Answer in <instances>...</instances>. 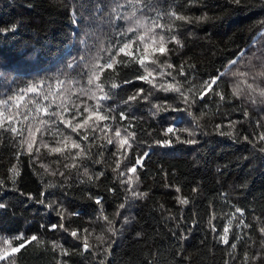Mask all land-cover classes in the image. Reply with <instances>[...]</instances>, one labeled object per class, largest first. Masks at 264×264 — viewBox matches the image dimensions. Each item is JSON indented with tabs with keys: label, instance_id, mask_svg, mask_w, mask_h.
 Segmentation results:
<instances>
[{
	"label": "trees",
	"instance_id": "16d2710c",
	"mask_svg": "<svg viewBox=\"0 0 264 264\" xmlns=\"http://www.w3.org/2000/svg\"><path fill=\"white\" fill-rule=\"evenodd\" d=\"M153 2L160 16L154 11L149 14L151 19L171 24L172 34L183 46L167 43V56L156 54L161 65L171 63L172 68L151 64V55L145 62L154 69L156 83L179 82L189 101L195 103L186 105L178 94L159 90H151L149 96L151 86L136 79L143 69L138 64H117L112 82L119 86L110 89L106 85L112 98L103 102L116 120L99 122L111 125L112 130H98V138L89 133V141L95 139L89 158L78 160L77 167L71 168L65 167L72 163L70 157L49 149L56 146L61 134L72 139L77 136L51 113L70 118L78 106L84 113L78 117L82 122L88 114L85 107H94L95 100L79 94L81 87L89 86L81 76L85 61L77 65L76 59L97 55L96 43L109 46L107 26L93 16L97 6L106 12L110 0H0V100L10 101L3 109L5 115L16 113L14 126L23 129V135L17 136L0 128V202L5 205L0 209V237L11 239L12 246L19 245L14 239L18 235H36L41 240L25 244L0 264H264V141L260 140L264 134V103L260 101L264 98L257 91L252 94L256 103H252L247 88L249 83L264 88V0H240L239 4L234 0ZM173 12L192 22L170 20ZM73 14L79 26L73 23ZM85 31L95 32L100 40L93 37L82 43ZM163 34L167 40L169 32L165 29ZM155 46L149 42V51ZM89 48H93L91 55ZM232 60L236 63L231 64ZM181 65L184 75L179 74ZM110 71L105 70L102 80ZM221 72L226 74L204 94L203 81ZM124 80L132 82L124 84ZM34 83L43 85L39 97L23 92ZM237 84L238 97L232 93ZM141 88L147 100L125 103ZM18 95H24V100L13 107L11 98ZM156 104L182 110L157 112ZM121 111L129 120H121ZM129 122L128 132L135 133V137H127L130 148L113 155L115 141L106 149L97 147L114 137L117 126L124 136ZM172 124L195 132L192 138L197 143L173 140L171 147L156 145L160 129ZM29 129L36 141L30 154L27 145L20 143L28 138ZM180 135L182 140L188 138L187 133ZM42 142L48 147L41 146ZM66 143L70 148L71 140ZM138 157H143V167L137 165L136 173L127 172ZM117 161L119 170L113 171ZM13 167L19 171L15 184L10 179ZM129 176L131 185L120 182ZM129 188L146 195L133 197ZM95 198L101 199L100 205ZM177 198L189 203L179 204ZM40 199L55 201L63 216L38 203ZM121 203L125 204L122 209ZM60 223L69 232L62 231ZM52 224L57 225L55 230ZM224 227L229 228L227 245L220 239ZM72 230L80 239L70 236ZM53 241L67 254L53 248Z\"/></svg>",
	"mask_w": 264,
	"mask_h": 264
},
{
	"label": "snow or ice",
	"instance_id": "6c2138e0",
	"mask_svg": "<svg viewBox=\"0 0 264 264\" xmlns=\"http://www.w3.org/2000/svg\"><path fill=\"white\" fill-rule=\"evenodd\" d=\"M236 4L240 3V0H234ZM124 9H128V11H124ZM156 12L157 16H160V12L157 8V5L153 2V0H110L109 6L107 8V11L99 6L95 8V14L93 16V19L98 21L102 26H107L108 32L106 33L108 36L111 37V39L108 40V47H101L99 43H96L94 47L97 49V55L91 56L89 59L87 56H81L76 59V64L79 65L80 61H85V63L82 65L84 68V71L81 72V76H83L86 79V83L89 87L84 88L81 87L79 89V94L81 96H88L89 99L95 100L96 103L93 108L89 109L88 107H85L84 112L88 113L83 121H79L78 117L84 115V113H81L79 111V107L75 106V111L73 112L72 116L70 118H66L64 115H62L59 112H52L51 115L55 116L59 119L60 123L65 125L68 129H71V133L76 134L77 139H72V136L69 135L67 137H64L61 134V138L57 139L55 141L56 146L51 147L49 151L51 153H57L61 156L67 155L72 159V163L70 165H65V167H71L76 168L77 167V161L83 160L89 158V153L91 151V145L95 142V139L93 141H89V133L93 135L94 138H98L97 132H104L105 129L112 130L111 125L109 124H99L100 121H115L116 115L112 114V109H105L103 102L111 99V94L109 91H105V86L108 85L110 89H115L119 85L112 82L113 76L116 74L115 66L117 64L121 66H127L130 64H138L142 69L143 72L136 76L137 80L144 81L148 85L151 86L149 96L151 95V90H159L163 92H171L178 94V96L181 98V101L186 104L190 105V103H195V100L189 101L188 96L184 91H182L181 86L179 85V82L176 83H156L155 82V75H154V69L150 70L148 65L146 64V59L149 55L153 56L154 58L150 61L151 64L156 65L157 67H167L172 68L173 65L171 63L165 62L163 65L160 64L159 56L156 54L159 53L160 56H167L168 49L166 47L167 43H174L175 45L182 47L183 45L180 43V40L178 39L176 34L173 33V28L171 24L165 25L159 23L157 20H152L151 16L149 15L152 12ZM141 17H146V19H142ZM170 20H179V21H185V22H192V18L184 16V15H177L175 12L171 13ZM151 20V23L148 21ZM73 23L77 24V18L73 14ZM161 29L160 33H157L155 29ZM167 30L169 32V36L167 40L165 39L164 30ZM14 30V28L12 29ZM142 30V31H141ZM3 29H0V32H2ZM84 40H82V43H86L88 39H92L93 37L96 38V41L98 42L100 40V37L96 36L95 32H89L85 31L83 33ZM149 42L151 44H155V47L151 48V51H149ZM135 45V48H134ZM142 46V47H141ZM93 51V48L88 49L89 55H91V52ZM99 53H107L106 57H102ZM117 57H120V59H117ZM100 60H103V63H99ZM264 62V61H262ZM231 64H235L236 61L232 60L230 62ZM69 67H72L73 64H69ZM105 70H112L108 72V76L102 80V76L105 72ZM179 74L184 75L183 71V65L180 66ZM226 73H218L215 77H210L209 79L203 81L202 83V92L206 94L208 91H211L213 88V85H217V81L221 79V76L225 75ZM159 75L163 76L165 75L164 72H160ZM167 75H172L171 72H168ZM233 75H246V73H233ZM175 79V78H174ZM130 80H124L122 83L127 84L131 83ZM61 85H63V81H59ZM245 83H247L245 81ZM43 85L39 83H34L32 85H29L26 89L23 90L25 93H33L36 95V97H39V91L38 89L42 88ZM247 88L249 90V96L248 98L252 101V103H256L255 96L252 94L257 92L259 93V96L261 98H264V88H255L253 84H247ZM239 85L233 87L232 93L234 96H239L241 93L238 90ZM191 91V89H189ZM144 89L137 90L133 95L129 96L125 103H131L132 101L137 100L138 98L147 100L148 96H143ZM99 93V95H97ZM216 95H221L220 93H215ZM44 99H47V97H44ZM199 99H203V94L199 95ZM223 96L221 95V100H223ZM12 100V106L16 107L17 101L24 100V95H18L11 98ZM261 103H264V99H261ZM10 101L8 99L0 100V128H2L4 131H8L11 133L16 134L17 136L23 135V129L19 130L14 126V117L17 115L16 113H8L5 115L4 108L9 105ZM154 108L157 112L159 111H181L182 109L174 108L170 104H156L154 105ZM45 112H47V108L43 109ZM183 111H188V109H183ZM121 120H129V117L125 115L124 111H121L118 113ZM89 121H92V124H89ZM47 121H41V124H46ZM131 127V122L125 127V135L122 136L120 127L117 126L114 130V137H108L106 139V143L104 145H97L98 148H104L106 149L108 145H113L115 141L116 145V151L113 153V155H116L121 152L122 149L130 148L131 144H129L128 136L135 137L134 132H128V128ZM219 127V126H217ZM36 132H40V129H35ZM180 133H187L188 138L182 140ZM150 134V133H149ZM224 134V133H222ZM231 135V133H228ZM55 136L56 133H53ZM158 135L161 137L160 139L154 140V143L158 146L162 147H171L173 145V140H175L177 143H186V144H195L197 141L192 138L195 136V132L190 131L188 128H179L175 124L168 125L166 127H163L160 129V132ZM244 139H248L247 136L244 137ZM71 140L70 148L67 146L66 141ZM260 140L264 141V134H261ZM35 135L34 132L29 129L28 131V138L21 141V146L27 145V153H32L33 145L35 144ZM83 144V146H82ZM41 146L47 148L48 144L43 143ZM76 150V151H73ZM38 151V149H37ZM261 151H264V147L261 148ZM148 152H144L143 157H147ZM143 157H138L135 159L134 165L132 167H127L126 171L129 173H136L137 172V165L141 168L143 167ZM43 167V165H42ZM119 170V161L116 162V167L113 169V171ZM12 176L10 179L15 184L16 183V177L19 176V171L17 168L13 167L11 169ZM56 173H53L55 175ZM85 175H87V169L85 168ZM124 172H120V176H124ZM61 176H63V173H60ZM99 175H103V172L99 173ZM136 179L138 180L139 177L137 176ZM122 184L131 185L133 182V178L131 176L127 177V179H122L120 181ZM3 184V181H0V185ZM131 191V194L133 197H140L145 196L146 193H140L137 191L132 190L131 188L128 189ZM176 191H179V189H176ZM43 195V193H42ZM179 204L186 205L189 203L187 199H180L177 198ZM38 203L45 204L46 207L52 209L53 211H56L57 216H63V209H59V206L56 204L55 201H46L45 199H40L37 201ZM95 203L97 205L101 204L100 198H95ZM5 205L0 202V209L4 208ZM125 204L121 203L119 205V208H124ZM59 209V210H58ZM102 211V209H101ZM235 211L237 213H242V210L240 208H236ZM105 220H107V217H104ZM109 223H111L109 221ZM229 224L232 223L231 220L228 221ZM51 229L55 230L57 228L56 224L50 225ZM59 228L64 232H69V229L64 226L63 223L59 224ZM109 232H111L113 235H115V232L112 227H109L107 229ZM262 232H264V229H261ZM229 232L228 227L223 228V233L220 237V239L223 241L225 245L229 243L227 238V233ZM70 236L80 239L78 236V232L76 230H72L70 232ZM14 239L19 240L20 243L18 246H12V240L8 239L7 237H0V261H9V257L12 254L18 253L22 248L25 247V244H29L32 242L41 243L40 238H38L36 235H32L29 238H24L22 236H16ZM85 243L83 245L84 250L86 251L89 247L87 243V237L84 238ZM97 239H102V237H97ZM181 239H184V237H181ZM233 248H235V244L231 245ZM53 248H61L62 246L59 245L57 242H52ZM63 254H67L66 249H62ZM259 258V257H257ZM245 260H247V257H245Z\"/></svg>",
	"mask_w": 264,
	"mask_h": 264
}]
</instances>
